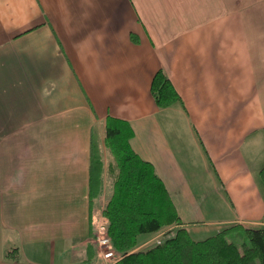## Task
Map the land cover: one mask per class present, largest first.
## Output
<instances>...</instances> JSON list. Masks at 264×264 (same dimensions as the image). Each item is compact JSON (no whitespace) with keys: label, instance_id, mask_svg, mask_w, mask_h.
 <instances>
[{"label":"crops","instance_id":"1","mask_svg":"<svg viewBox=\"0 0 264 264\" xmlns=\"http://www.w3.org/2000/svg\"><path fill=\"white\" fill-rule=\"evenodd\" d=\"M108 118L188 233L264 229V0H0V264H101Z\"/></svg>","mask_w":264,"mask_h":264},{"label":"trees","instance_id":"2","mask_svg":"<svg viewBox=\"0 0 264 264\" xmlns=\"http://www.w3.org/2000/svg\"><path fill=\"white\" fill-rule=\"evenodd\" d=\"M151 94L159 108L178 99L161 70L152 78ZM131 138L132 130L126 122L107 119L104 145L111 156L107 167L110 190L101 216L115 251L110 264H264L263 228L231 225L203 240L191 239L154 167L131 149ZM101 167L93 150L89 179L92 198L101 196ZM259 176L264 181V167ZM239 232L245 237L241 245L228 240V236ZM159 233L167 236L156 243L153 239ZM150 234L158 235L144 244L154 245L139 249V235ZM94 237L95 232L92 239L96 246Z\"/></svg>","mask_w":264,"mask_h":264},{"label":"rangeland","instance_id":"3","mask_svg":"<svg viewBox=\"0 0 264 264\" xmlns=\"http://www.w3.org/2000/svg\"><path fill=\"white\" fill-rule=\"evenodd\" d=\"M102 217V216H101ZM100 219H102L101 221H105L104 218H100V217H96V219L93 220L94 223L96 222H100ZM197 228H193V229H189V236L191 239L193 240H203L209 236L214 235L217 231V226H202L204 227V229H207L208 231H202L203 228L200 226H196ZM155 234H150V235H139L138 237V241L137 244L138 246H140L141 244H143L144 242L149 241V239H151L152 237H154ZM167 235L162 236L160 238V240H163L166 238ZM228 240L234 242L237 245H241L244 241H245V237L243 236V234L241 232L239 233H233L230 236H228ZM154 245L153 242H148L147 244H144L142 246H140L139 249H146L149 248L150 246Z\"/></svg>","mask_w":264,"mask_h":264},{"label":"built area","instance_id":"4","mask_svg":"<svg viewBox=\"0 0 264 264\" xmlns=\"http://www.w3.org/2000/svg\"><path fill=\"white\" fill-rule=\"evenodd\" d=\"M103 218V217H101ZM93 223V228L95 232V243L97 247V260L101 264H110L114 261L115 251L112 247L110 239L106 236V228L105 221ZM162 233H160L156 238L153 239L156 243L160 242V237ZM90 264V263H89Z\"/></svg>","mask_w":264,"mask_h":264}]
</instances>
